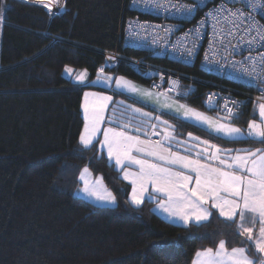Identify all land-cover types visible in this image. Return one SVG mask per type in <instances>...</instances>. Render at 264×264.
<instances>
[{"label":"trees","instance_id":"1","mask_svg":"<svg viewBox=\"0 0 264 264\" xmlns=\"http://www.w3.org/2000/svg\"><path fill=\"white\" fill-rule=\"evenodd\" d=\"M63 1L52 13L36 1L0 0L5 6L0 20V264H192L199 250L216 248L221 239L228 248L253 249L240 235L237 222L216 210L205 222L180 225L158 214L153 198L140 206L131 204V185L98 142L88 148L80 145L86 90L102 89L115 99L153 112L157 109L112 88L63 75L70 65L87 69L90 79L94 78L103 67L106 51L146 56L124 47L120 40L124 20L133 15L127 0ZM146 57L164 68L218 80L197 66ZM104 71L147 86L151 81L123 62ZM199 88L196 95L176 98L216 113L204 105L203 86ZM252 106L245 102L230 122L245 128L256 118ZM163 115L183 133L191 131L224 146L246 149L262 144L251 138L226 140ZM83 167L103 176L116 205L99 206L75 194Z\"/></svg>","mask_w":264,"mask_h":264},{"label":"snow or ice","instance_id":"2","mask_svg":"<svg viewBox=\"0 0 264 264\" xmlns=\"http://www.w3.org/2000/svg\"><path fill=\"white\" fill-rule=\"evenodd\" d=\"M36 2L51 10L50 0H36ZM246 6L252 9L258 7L264 9V0H253ZM4 7V4L0 3V20L4 18ZM186 10L190 13L192 8L187 7ZM210 15L217 20L218 25H221L219 34L236 38L238 41L244 40L243 34L240 33V25L251 20L253 23L243 29V32L249 34L251 38L244 42L250 48L253 44L264 42V25L259 24L251 12L246 13L241 8L231 9L226 3H222ZM253 32H255L254 36L251 35ZM220 43L222 44L223 41ZM231 47L234 51V46ZM225 51L227 52L228 49L226 48ZM188 54H192L191 49L188 50ZM247 59L252 60L255 65L254 57L249 56ZM261 61H264V56L261 57ZM66 71L71 73L72 69L66 68ZM98 71L97 81H111L112 78L104 74L103 67ZM249 75L252 73L250 72ZM86 78L87 70L75 76V80L79 83H84ZM116 86L148 99L156 95V103H160L158 94L139 89L124 77L116 78ZM83 95L85 123L79 136V143L84 148H88L102 133L103 138L98 143L106 148L109 158H114L118 166L127 163L137 168L135 172L126 169L123 171L124 179L131 178V204L142 205L146 194L153 199L156 194H163L167 199L160 201L158 207L171 217L183 221L184 224L193 220L196 222L207 220L211 215L210 208L218 210L220 216L230 221L237 222L238 217L237 226L240 235L254 245L257 253L262 254L258 258V264H264V148L238 149L235 150V155H228L233 151L232 149H221L217 145H210L207 140L200 142L197 137L195 140L198 143L183 147L182 150L188 154L182 155L180 151H172L173 142L177 145L181 142L176 140L172 131H169L173 126L169 125L168 121H161L159 116L153 117L152 113L144 112L134 106H127L125 111L119 114L118 110L113 108L112 114L106 117L105 112L113 99L111 96L88 91ZM89 97L93 98L91 103ZM235 103L237 102H233ZM161 107L174 108L176 113L204 123L211 131L221 133L225 137L245 135L239 127H234L230 123H217L204 114L175 101L163 103ZM128 108L131 109L130 112ZM257 108L260 122L255 119L249 121L246 135L258 138L264 143V102L258 103ZM225 111L229 120L236 115L233 108L227 107V104ZM152 119L166 126L162 132L156 131L159 125L150 123ZM104 124H114L115 127H102ZM148 128H151L152 132H148ZM151 136H158L161 139L153 140ZM189 136L191 137V133ZM199 143L204 147H199ZM184 144L186 145L187 142ZM193 149H195V158L192 155ZM88 171L85 167L80 173V179L84 181L82 191L99 201L115 204L116 196L100 179L89 181L85 178ZM149 187L152 192L149 191ZM249 218L252 226L246 227L245 223ZM196 255L198 259L194 264H257V258L250 257L245 247L229 249L223 239L218 242L215 250L207 248L197 252Z\"/></svg>","mask_w":264,"mask_h":264},{"label":"built area","instance_id":"3","mask_svg":"<svg viewBox=\"0 0 264 264\" xmlns=\"http://www.w3.org/2000/svg\"><path fill=\"white\" fill-rule=\"evenodd\" d=\"M127 2L133 15L124 20L120 31L119 37L124 47L141 50L146 56L167 58L185 66H197L218 80L199 78L177 69L164 68L148 61L146 56H128L118 50L104 52L103 69L123 62L140 76L150 77L148 86L153 91L180 98L198 94L199 85H202L204 105L224 116H227L225 104L237 113L245 102H264V61H261V57L264 56V42L253 44L251 48L244 42L251 36L244 33L243 29L253 22L249 20L240 25V33L243 34L244 40L238 41L236 38L219 34L221 25H218L217 20L210 15L222 3H226L231 9L241 8L246 13L251 12L255 20L264 25V9L246 6L253 0L230 2L127 0ZM187 7L192 8L190 13L186 10ZM251 35L254 36L255 32ZM230 45L234 46V51ZM189 49L192 50L191 55L188 54ZM229 52L232 54L229 55ZM249 56L255 58V65L252 60L247 59ZM250 72L252 75H249ZM226 80L240 84L246 89L237 90L226 84L224 82ZM149 132H152V129Z\"/></svg>","mask_w":264,"mask_h":264},{"label":"crops","instance_id":"4","mask_svg":"<svg viewBox=\"0 0 264 264\" xmlns=\"http://www.w3.org/2000/svg\"><path fill=\"white\" fill-rule=\"evenodd\" d=\"M63 2H64V1H63ZM53 3H54V1H53ZM51 8H52V7H51ZM51 11H52V10H51ZM54 11H57V10H54ZM104 73H106V72L104 71ZM110 77H111L112 79H111V81H110L111 83H110V85H109V86H110L109 88H112V89H114V90H116V91H118V92H122V93H124V94H126V95H128V96H130V97H132V98L137 99L138 101H141V102H143V103H145V104H147V105H149V106H152V107H154V108L157 109V112H153V111H150V110L144 109L143 107L138 106V105H136V104H133V103H131V102L125 101V100H123V99H121V98H116V99H115L114 94H112V95L114 96V99H113V100H115V101H114L115 104L118 105V106L116 107L117 110H118V114H119V112H121V111H125V109L127 108V106H134V107H136V108H140V109H142L144 112L152 113V116H153V117L159 116L160 119H161V121H168V124L171 125V126H173V127H170V128H169V131H172L173 134H174V136H175V138H176V140L179 141V142H181L180 145H177L175 142H173V144H172V151H180V154H182V155H187L188 153H187L186 151H183L182 148H183V147H187V146H189V145L197 144L198 142L195 140V138H197V137L199 138V141H200V142H202V141H204V140H207V141H209L210 145H217V146H218L219 148H221V149H232L233 151H232L231 153H228V155H235V154H236L235 150H238V148H236V147H231V146H227V145H225V146H224V145H221V144H219V143H217V142H214V141H211V140H209V139H207V138H203V137L197 136L196 134L192 133L191 131H186V132L183 133L182 131H180L179 129L176 128L177 126H176V124L174 123V121H173L171 118H169V117H165V116L163 115V113H165V114H169V115H171V116H174L175 118H178V119H180V120H182V121H186V122H189V123H191V124H194V125L198 126L199 128H202L203 130H206V131L209 132L210 134H213V135L218 136V137H220V138H224V139H226V140H246V139H249V138L259 140L258 138L248 137V136L246 135L248 124H247V126H246L245 128H244V127H240V126H238V125H236V124L231 123L230 120L226 118L227 116H224V115L218 114L217 112H216V113H210V112H207V111H204V110L197 109V108H195V107H192L191 105H188L186 102H184V101H182V100L176 98V97H175L174 95H172V94H168V93H164V92H155V91H153L149 86L144 85V84H141V83L136 82V81H133V80H131V79H129V78L123 76V75H116V74H111V73H110ZM119 77H124L126 80L130 81L135 87H137V88H139V89L149 90V91L152 92L153 94H158V95H159V101H160V103H156V99H157V96H156V95H154L151 99H148V98H145V97L139 95L138 93L130 92V91H128V90L125 89V88H118V87L116 86V78H119ZM102 86H103V85H102ZM103 87H104V88H107L106 85H104ZM107 89H108V88H107ZM110 94H111V93H110ZM173 101H175V102L178 103V104L186 105L188 108L194 109V110H196V111H198V112L204 114V116L211 118L212 120L216 121L217 123H230V124H231L232 126H234V127H239V128L242 130V132L245 133V135H241V136H238V137H225V136H224L223 134H221V133H216V132L211 131V130L208 128V126H207L206 124H204V123L197 122V121L194 120V119L185 118L181 113H176L174 108H173V109H168V108H163V107H161V104L166 103V102H167V103H172ZM252 104H253V103H252ZM109 106H110V105H109ZM116 108H115V109H116ZM112 109H113V107H111V106L108 108V110H107L108 114L111 112L110 110H112ZM252 109H253V106H252ZM128 111L130 112L131 109L128 108ZM252 111H253V110H252ZM111 114H112V113H111ZM254 119H255V118H254ZM252 120H253V119H252ZM257 121H259V120H257ZM150 123L158 124L159 127L157 128V130H158V131H161V132H162L163 129L166 127L165 125L160 124V122L157 121V120H155V119H152V120L150 121ZM104 126H106V125H104ZM112 126L115 127L114 124H113ZM150 129H151V128H148L147 131L149 132ZM181 132H182V134H181ZM189 133H191V137L189 136ZM133 134H135V133H133ZM142 138H148V137H143V136H142ZM151 139H153V140H157V139H161V137H151ZM259 141H260V140H259ZM184 142H187V144L185 145ZM166 146H167V145H166ZM198 146H199V147H204V145H203L202 143H199ZM252 146H253V147H248V148H246V149L255 150V149H257V148H264V143H262V144L259 145V146H255V145H252ZM192 155H193V158H195V149H193ZM222 155H224V154L222 153ZM110 162H112V163H113V164L119 169V167L116 165L115 161L111 160ZM124 169H127V170H129V171H134V172L137 171V168H136L135 166H130V165H128L127 163H125V164L123 165L122 169H121V168L119 169V170H120L121 177H122L123 179H124V177L122 176V170H124ZM124 180L127 181V182L131 185V181L126 180V179H124ZM131 187H132V185H131ZM149 191H150V192L153 191V190L151 189V187H149ZM146 198H150V197L145 195L144 200H145ZM166 199H167V197L164 196L163 194H156V195H155V201H156V203H155V205H154V209H155V211H156L158 214H160L161 216H164V218H166V219H168V220H171L172 218H171V217H168V215H166L165 213H162L161 211H159L160 207H158L159 202H160V201H165ZM209 208H210V205H209ZM214 210H216V209H211V208H210L211 214H212V212H213ZM216 211L219 213L218 210H216ZM210 216H211V215H210ZM210 216H209V217H210ZM224 218H225V217H224ZM208 219H209V218H208ZM208 219H207V220H208ZM207 220H205V221H207ZM193 221H194V220H193ZM205 221H201V222H205ZM194 222H196V221H194ZM237 222H238V217H237ZM173 223H174V222H173ZM189 223H190V222H189ZM196 223H200V222H196ZM245 226H246V227L252 226V224L250 223V218H249L248 221H246ZM256 227H258V225H257ZM250 245H251V243H250ZM245 248H246V247H245ZM213 249L215 250L216 248H213ZM229 249H231V248H229ZM246 249H247V248H246ZM203 250H204V249H201V250H199V251H203ZM199 251H198V252H199ZM196 254H197V253H196ZM253 256H255V255H253ZM195 257H196V255H195ZM195 257H194V259H195ZM255 258H256V257H255ZM194 259H193V263H192V264H194Z\"/></svg>","mask_w":264,"mask_h":264},{"label":"rangeland","instance_id":"5","mask_svg":"<svg viewBox=\"0 0 264 264\" xmlns=\"http://www.w3.org/2000/svg\"><path fill=\"white\" fill-rule=\"evenodd\" d=\"M30 1H36V0H30ZM53 1H54V3H53ZM62 1L63 0H50V3H51V10L52 11H54V10H59V8L61 7V5H62ZM66 68H71L72 69V71H71V73H69L68 71H66ZM84 70H87V69H78V68H74V67H72V66H70V65H67L65 68H64V70H63V75L65 76V77H67V78H69V79H71V80H73V81H76L75 80V76L77 75V74H79L80 72H82V71H84ZM105 75H107V76H110V73L109 72H106V73H104ZM111 74H113V73H111ZM99 75V73L94 77V78H91L90 79V74H89V71L87 70V78H86V80L84 81V83H92V84H94V85H97V86H101V87H103L104 85H106V87L107 88H109L110 86V83L111 82H109V81H103V80H101V81H97V76ZM77 82V81H76ZM103 85V86H102ZM86 91H88V92H95V93H100V94H104V95H108V96H111L113 99H114V96L112 95V93L110 94V92H108V91H103L102 89H100V90H91V89H89V90H86ZM86 91H84V92H86ZM83 92V93H84ZM92 99L93 98H91V97H89V102L91 103L92 102ZM112 99V101L111 102H109V105L111 106V105H113V102H114V100ZM84 95L82 96V103H81V110H82V114H83V117H84V108H83V105H84ZM257 105H258V103L256 102V103H253V114H255L256 115V118H255V120H259V121H257V122H260V117H259V112H258V108H257ZM109 106V107H110ZM113 106H115V104L113 105ZM108 107V108H109ZM108 110V109H107ZM107 110H106V112H105V116L107 117V116H110L111 115V113H109L108 114V112H107ZM84 123H85V120H84ZM104 125H106V126H104ZM104 125H102V127H108V126H112V125H108V124H104ZM84 127V126H83ZM83 130V129H82ZM103 138V136H102V133L101 134H99L98 135V138H97V141H94V142H98L100 139H102ZM98 148L108 157V159L111 161V160H113V161H115L114 160V158H109V156H108V154H107V150H106V148H103V147H101L100 146V144L98 143ZM118 166V165H117ZM119 167V169L121 168L122 169V167H123V165H121V166H118ZM85 167H83L81 170H80V172H79V174H78V179H79V181H80V185H79V187H78V189L75 191V194L76 195H78V196H81V197H83V198H85V199H87V200H89V201H91L92 203H94V204H96V205H99V206H114V205H116L117 204V200H116V203L115 204H108V203H106V202H103V201H99V200H97L95 197H93V196H89L88 194H86V193H84L83 191H82V189H83V187H84V181H82L81 179H80V173H81V171L84 169ZM88 168V167H87ZM117 168V167H116ZM88 173H86L85 174V178L86 179H88L89 181H96L97 179H100L101 181H102V183H103V185L109 190V191H111L112 193H113V191L106 185V182L104 181V178H103V176L101 175V174H94V173H92V171L88 168ZM127 170V169H126ZM123 171L124 170H122V176L124 177V175H123ZM129 171V170H128ZM130 172H134V171H130ZM127 180H129V181H131V178H129V179H127ZM131 191H132V187H131ZM131 191H130V194H131ZM114 194V193H113ZM115 195V194H114ZM146 196H148L147 194H146ZM129 199H130V195H129ZM159 211H161L162 213H165L166 215H168V217H171L168 213H166L163 209H159ZM164 217V216H163ZM172 219L171 220H169L170 222H174V223H176V224H180V225H188V224H190V223H196V222H194V221H191L190 223H188V224H184V222L183 221H181V220H179L178 218H175V217H171ZM168 220V219H167ZM257 229H258V227H256ZM249 242V241H248ZM249 243H251V242H249ZM251 245H252V243H251ZM252 248L253 249H250L249 248V250H247V252H248V255L250 256V257H253V258H255L253 255H256V257H257V259L262 255V254H259V253H257L256 252V250H255V248H254V245H252ZM198 258H197V255H196V257H195V259H194V261H196ZM193 263V262H192Z\"/></svg>","mask_w":264,"mask_h":264},{"label":"clouds","instance_id":"6","mask_svg":"<svg viewBox=\"0 0 264 264\" xmlns=\"http://www.w3.org/2000/svg\"><path fill=\"white\" fill-rule=\"evenodd\" d=\"M53 12L55 13L56 11H52V13H53Z\"/></svg>","mask_w":264,"mask_h":264}]
</instances>
